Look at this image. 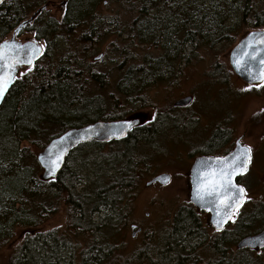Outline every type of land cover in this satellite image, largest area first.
<instances>
[{
	"label": "trees",
	"instance_id": "obj_1",
	"mask_svg": "<svg viewBox=\"0 0 264 264\" xmlns=\"http://www.w3.org/2000/svg\"><path fill=\"white\" fill-rule=\"evenodd\" d=\"M36 1L9 0L0 7V43L30 18ZM103 1L69 0L62 22H43L40 15L26 28L34 27L37 40H46L47 49L34 68L15 82L0 108V250L14 242L19 229L43 226L56 214L55 205L64 201L70 231L76 237H91L87 244L90 256L85 254L82 264H257L249 257L254 251L233 252V242L258 233L255 223H264L261 207L246 214L244 222L239 218L235 230L229 226L215 234L203 243V250L202 244H195L205 237L200 213L191 205L176 215L171 231L158 245L144 247L130 257L103 247L109 236L106 231L116 225L112 218L123 228L122 218L128 216V207L122 205L137 179V134L151 138L156 128L138 129L126 142L114 144L122 153L108 158L113 175L103 182L97 178L83 184L75 168L76 156L85 146L104 144L79 146L68 156L57 179L49 182L42 180L38 163L30 161L32 151L25 143L39 145L42 151L68 130L124 119L127 109L140 105L152 88L182 75L200 51L232 42L242 26L264 30V0H113L130 15L128 21L119 17L110 23L101 17L98 22L94 16ZM73 38L75 48L62 52L58 39L62 44L65 39L67 47ZM109 38H114L110 48L116 47L115 40L123 44L122 50H113L122 57L121 62L115 61L118 75H126L117 82L107 79L109 74L98 70L86 56L97 52L96 43ZM145 46L161 48L163 54L158 58L146 54L139 61L136 51ZM85 76L91 77L95 88L84 82ZM89 88L101 92L91 94ZM165 121L158 125L162 127ZM50 128L52 136L43 144L42 136ZM225 133V129L216 130L208 150L219 149L227 138ZM67 244V237H28L14 247L9 264H77L62 252Z\"/></svg>",
	"mask_w": 264,
	"mask_h": 264
},
{
	"label": "rangeland",
	"instance_id": "obj_2",
	"mask_svg": "<svg viewBox=\"0 0 264 264\" xmlns=\"http://www.w3.org/2000/svg\"><path fill=\"white\" fill-rule=\"evenodd\" d=\"M63 2L64 0H37L34 10L28 16L31 17L33 12L43 5L42 7L46 6V9L41 12L42 21L60 23L65 15ZM97 11L100 12L102 20L107 23L119 17L124 21H128L130 15L129 12L121 9L113 0H104ZM135 19L136 21L140 20V18ZM107 23L103 25H108ZM250 31L254 30L242 26L232 42H220L212 50L200 51L198 58L190 62V66L185 68L184 71L182 70V75L177 74L176 78L171 80V82H165L156 88H152L145 94L140 105L136 104L134 109L128 108L124 113L127 114L126 117H135L140 115L141 112L166 114L176 100L192 94L194 103L191 109L185 113L187 117H194L195 115L196 126L194 131H186L187 134H183V137L187 140L186 144L183 140L181 144L170 146V143L163 141L159 146H156L155 150L152 147H141L143 145L139 144L138 153L140 154L136 155L135 162L138 165L134 170L137 178L133 184L135 187L129 197L123 200L124 204L122 205L124 209L128 207V216H126L127 218H122L123 228L118 227V219L114 221L112 218L113 223H116V225L114 229L112 227V230L106 231V235L109 236L106 242L103 243L104 248L116 249L118 253L130 257L144 247L153 244L158 245L161 237L171 231L176 215L191 205L185 179L187 163L183 162L182 158L175 160L174 155L185 149L195 150V147L199 146V144L203 145L206 140H208L209 144L212 140V135L218 129L227 130L225 133L227 137L226 143L223 148H233L234 143L241 138L242 143L251 149L253 158L250 172L244 176L245 178L241 179V184L247 190V202L236 215L230 230H235L237 227L235 224L239 218L243 219L244 222L245 215L252 212V210L258 209V207L262 208L263 219L261 221L264 222V83L257 86H248L235 76L229 65L231 50ZM11 36L12 34L7 39H11ZM35 39L36 30L34 27L24 30L18 36V41L20 42ZM69 40L71 41V39ZM58 42H60V48L62 47V52L64 53L67 51L66 48L69 50L75 48V38L72 39V42L67 47L64 45L66 43L65 39H63V44L61 39H58ZM113 42L114 38H109L103 42L100 41L96 43L97 52L86 55L88 61L95 64L98 70L109 74L106 77L107 79H113L114 76L118 75L115 61H122V57L114 53L113 50L117 47L122 50L123 44L115 40L116 47L110 48ZM40 43L47 49L46 40H41ZM136 52L140 58L138 59L139 61H142L141 58L146 54L154 58H158L163 54L161 48L156 49L152 46H145ZM52 54L51 52L53 57ZM98 56H101V58L96 60ZM26 72V70L22 71L20 75H25ZM84 82L89 83L88 86L92 88L96 87L90 84L92 81L89 76L84 77ZM92 88H89L91 94L101 92L99 89L98 91H93ZM138 100L140 101V98ZM186 114L181 113V123L184 121L191 122L185 117ZM136 120L138 121L139 119ZM206 125H208V130H206ZM48 131L50 133H45L42 136L43 144L47 143L52 136L51 128ZM170 134L174 133L171 132ZM25 146L32 151L30 161L37 162L36 155L41 150L39 145L32 146V143H25ZM219 149L215 151L214 149L208 150V153L217 152ZM121 153L122 150L117 145L105 144L95 147L90 144L87 147L85 146L76 156L78 163L75 171L79 174L83 184L89 183L90 179L94 181L97 178L102 182L106 181L109 176L113 175V170H108L107 160H110L108 158H116L117 154ZM160 173H168L173 176V179L164 187L147 186V183L151 182V179ZM42 174L41 170L40 176ZM55 206H58L56 214L43 226L19 229L17 231L14 242L0 250V264H9L14 247L21 245L28 237H46L48 235L59 236L62 239L67 237L68 244L61 248L62 252L65 257L66 255L67 257H73L77 264H82L85 254H87L86 258L90 256L91 250L87 244L91 243V237H76L69 229L70 217L64 201L57 203ZM199 213L206 240L203 238L202 241L200 240L202 243L199 241L194 243L202 244L201 248L203 250V243L212 240L214 235L219 233L214 232L209 225V216L205 213ZM131 224H135L142 229V234L135 239L132 238ZM263 225L264 223L262 222H256L254 230L259 229L257 232L263 230ZM238 241V239H235L233 242V252L240 251L237 249ZM203 252L204 255L208 254L205 251ZM249 257L253 260L255 258L258 261L256 262L257 264H264V251L255 252L253 256L250 255Z\"/></svg>",
	"mask_w": 264,
	"mask_h": 264
},
{
	"label": "water",
	"instance_id": "obj_3",
	"mask_svg": "<svg viewBox=\"0 0 264 264\" xmlns=\"http://www.w3.org/2000/svg\"><path fill=\"white\" fill-rule=\"evenodd\" d=\"M9 0H0V6ZM46 6L37 11L33 17L21 24L10 40L0 44V75L7 73L11 82L2 99L0 108L8 97L22 68L32 67L44 54V48L37 40L21 43L16 36L40 15ZM229 64L234 74L247 85L264 83V30L247 33L232 49ZM192 103L188 97L175 103L176 108H184ZM136 121L121 120L114 122H97L79 129H71L53 139L37 155V162L42 169L44 181L55 180L65 166L68 156L80 145L92 141L108 143L122 140L136 125ZM247 146L239 140L235 149L222 157H204L197 159L191 169L190 202L198 211L210 215L209 224L219 233L232 222L234 214L246 201V192L238 185V179L246 173L249 160L240 153ZM251 157V153H250ZM243 162V163H242ZM171 177L163 174L152 180L147 186L159 183L167 185ZM238 189L243 194L238 197ZM135 231L136 227H132ZM237 249L264 250V230L258 234L241 239Z\"/></svg>",
	"mask_w": 264,
	"mask_h": 264
},
{
	"label": "flooded vegetation",
	"instance_id": "obj_4",
	"mask_svg": "<svg viewBox=\"0 0 264 264\" xmlns=\"http://www.w3.org/2000/svg\"><path fill=\"white\" fill-rule=\"evenodd\" d=\"M105 4H106V2H105ZM66 6H67V4L63 3L64 12H65ZM94 16L97 18V20L99 22L100 12L95 11ZM7 37H6V39H7ZM26 71L29 72L30 70H26ZM125 78H126V75H117V76H114V78L110 79V80H111V82H117L118 80H123ZM187 97H192V99H193L192 103L189 106L184 107V108H176L175 107V103L177 101L182 100V99L187 98ZM193 103H194V96L192 94H189L187 96L181 97L180 99L176 100L172 104L171 108H169V112L166 114L165 113H159V112L158 113H143V112H141L140 115H137L135 117H126L124 119L129 120V121H134L135 119H139V120L136 123L135 127L128 132V134L126 135V137L124 139L115 140L109 144L114 145L117 142L124 143L132 134H133V136H134V134H136L135 133L136 130H138V129L147 130V129H151V128H156V131L152 135L151 138H149L145 133L142 134V133L137 132L138 136L136 137L137 139L135 140V144H134L135 146H139V144H142L143 146H141V147H146V148L152 147L153 150H155L156 146H159L160 143H162L163 141L170 143V146H175V145L181 144V141H183V140L185 141L184 143L186 144L187 140H186V138L183 137V134H187L186 131L187 132L194 131L195 126H196L195 115H194V117L190 116L191 117L190 118V117H187V114H186L191 109ZM181 113L186 114L185 117L188 120H190L191 122L184 121L185 123L184 122L181 123V121H182ZM164 119H166V121L164 123H162V127L159 126L158 125L159 121H162ZM117 120H123V119H117ZM91 124H93V123H91ZM206 130H208V125H206ZM171 132H173L174 134H170ZM181 132H183V133L181 134ZM213 136L214 135H212V138H213ZM236 142L234 143L233 148H231V149L226 148L225 149L223 147H224V144L226 143V141H222V143L220 144L221 149H219L217 152H212L208 155V140H206V142H204L203 145L199 144V146L195 147L194 148L195 150H190V149L186 150L185 149L182 152L181 151L177 152L175 154L177 156V158L174 155L175 160L182 158L183 162L185 161L187 163V171H186V176H185L186 178L185 179H186L187 191H188L189 195L191 194V182H190L191 169H192L193 165L195 164L196 160L200 159V158L208 157V156H211V157L225 156V155L231 153L235 149ZM199 147H201V148H199ZM196 148H199V149H196ZM191 149H193V148H191ZM157 152H161V151H157ZM252 159L253 158H252V152H251V159L248 162L247 172L239 180V185L245 189L246 194H247V190H246V187H244L241 184V179L245 178L244 176L250 172ZM142 169H144V167H142ZM162 174H168V173L157 174L151 179V181L154 180L156 177L162 175ZM170 176H171V180H172L173 176L172 175H170ZM152 186L153 187L154 186L164 187L167 185L163 186V185H160L159 183H155ZM247 198H248V194H247ZM246 202H247V200H246ZM240 210H241V208L236 212V214H238V212ZM206 215L208 216V214H206ZM147 216H149V214H147ZM134 226L136 227V230L132 231V227H134ZM130 228L132 231V238L133 239L137 238L139 235L142 234V229L139 226H137L135 224H131Z\"/></svg>",
	"mask_w": 264,
	"mask_h": 264
},
{
	"label": "snow or ice",
	"instance_id": "obj_5",
	"mask_svg": "<svg viewBox=\"0 0 264 264\" xmlns=\"http://www.w3.org/2000/svg\"><path fill=\"white\" fill-rule=\"evenodd\" d=\"M3 66H0V69H2ZM11 82V76H9L7 73H4L2 75H0V99L3 98L5 92L8 89V86ZM250 153H251V149L250 148H244L240 155L241 156H245L247 157L248 160H250ZM243 163V162H242ZM243 189H238L237 191V195L238 197L241 196L243 194Z\"/></svg>",
	"mask_w": 264,
	"mask_h": 264
},
{
	"label": "bare ground",
	"instance_id": "obj_6",
	"mask_svg": "<svg viewBox=\"0 0 264 264\" xmlns=\"http://www.w3.org/2000/svg\"><path fill=\"white\" fill-rule=\"evenodd\" d=\"M225 231V230H224Z\"/></svg>",
	"mask_w": 264,
	"mask_h": 264
}]
</instances>
